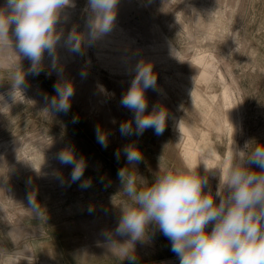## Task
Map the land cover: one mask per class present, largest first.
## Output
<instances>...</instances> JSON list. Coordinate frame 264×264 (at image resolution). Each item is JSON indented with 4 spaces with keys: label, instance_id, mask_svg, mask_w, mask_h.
Returning a JSON list of instances; mask_svg holds the SVG:
<instances>
[{
    "label": "rangeland",
    "instance_id": "obj_1",
    "mask_svg": "<svg viewBox=\"0 0 264 264\" xmlns=\"http://www.w3.org/2000/svg\"><path fill=\"white\" fill-rule=\"evenodd\" d=\"M73 2L55 24L61 75H46L52 63L47 52L44 71L32 75L14 37L11 46L0 48V264H130L114 256L102 235L115 229L121 215L117 171L127 166L128 144L142 153L135 169L151 183L158 173L192 171L187 148L207 142L224 158L230 148L264 143V0H118L110 31L95 38L88 0ZM72 32L82 37L80 52L66 46ZM138 64H151L156 76V90L145 95L148 112L154 105L167 110L161 135L152 128L139 136L119 131L124 121L135 127L121 100ZM19 72L24 82L17 87ZM60 79L74 86L67 113L53 112L45 100L55 95ZM225 90L236 122L217 132L206 118L228 107ZM98 127L107 134L106 148L97 140ZM65 150L84 159L82 180L91 179L90 187L69 182L72 166L58 160ZM219 161L205 191H216ZM135 255L136 264H179L154 225L136 242Z\"/></svg>",
    "mask_w": 264,
    "mask_h": 264
},
{
    "label": "clouds",
    "instance_id": "obj_2",
    "mask_svg": "<svg viewBox=\"0 0 264 264\" xmlns=\"http://www.w3.org/2000/svg\"><path fill=\"white\" fill-rule=\"evenodd\" d=\"M117 3L118 0H88L93 38L110 31ZM67 6L74 7L73 0H5L0 6V48L11 46L14 37L16 52L31 61L32 75L44 71L45 52L52 60L51 71L46 75L52 71L61 75L63 70L56 55L60 37L54 32L59 13ZM81 41V35L72 32L65 43L70 51L80 52ZM23 82L24 74L17 73L15 86ZM148 89L156 90V76L151 64H138L131 86L121 100V105L134 114L135 127L133 121L122 122V136H139L149 128L156 135L164 132L167 110L154 105L151 112L147 111ZM54 91L50 99L45 96L46 102L53 112L67 113L74 95L73 84L60 79L54 84ZM97 140L107 147V134L99 127ZM123 154L127 166L117 171L122 197L117 206L121 215L114 230L102 233L107 247L119 260L136 264L135 244L143 242L149 225H154L171 242V251L179 258V264H264V143L232 149V163L226 176L220 173L214 193L210 188L205 191L207 176L194 170L158 173L149 183L135 169L143 159L136 145L124 146ZM114 155L120 159L119 150ZM58 160L72 166L70 183L82 181V188L91 186V179L82 180L86 167L82 157L77 159L73 151L65 150ZM32 210L41 214L35 204ZM117 237L127 239L121 242Z\"/></svg>",
    "mask_w": 264,
    "mask_h": 264
},
{
    "label": "bare ground",
    "instance_id": "obj_3",
    "mask_svg": "<svg viewBox=\"0 0 264 264\" xmlns=\"http://www.w3.org/2000/svg\"><path fill=\"white\" fill-rule=\"evenodd\" d=\"M57 45H59V44H57ZM56 55H57V61L61 63L64 60L63 53L59 50V52ZM222 98H224L225 101H228V107L225 108L223 113L222 112L221 113H214L210 117L206 118V125H208V127H210L211 129H214L217 132H220L223 129L222 127H224V126L229 125L230 128H231V126L233 127V125L235 124L234 122H236L235 116L233 113L234 112L233 111V105H232V102L230 101V94L227 90H225L222 93ZM204 121H205V119H204ZM179 126H180L181 130H184L186 132H189L191 130L190 127H189L190 130H189L187 128V126H185L184 124H180ZM230 128H229V130H230ZM189 135H191V134L189 133ZM231 149L232 148L227 150L228 152H226V155L224 158H220L218 153H216L215 150L211 149L209 143L204 142V145L202 146L201 149H199L198 146L192 147V148H187L186 152L184 154L186 157V161L189 163V166L191 167V169L194 170L195 172H197L200 176L204 175V176L208 177L210 174H212L211 173L212 169L216 165V162H218L220 160L221 165H222V166L220 165L222 167L221 168L222 169L221 175L224 176V175H226L227 170H228L230 163H231V156H232V150ZM220 161H219V163H220Z\"/></svg>",
    "mask_w": 264,
    "mask_h": 264
}]
</instances>
